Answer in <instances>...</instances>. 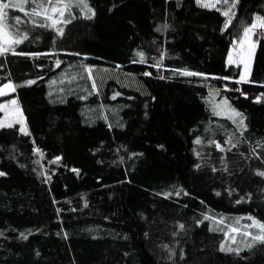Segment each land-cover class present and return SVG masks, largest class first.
Wrapping results in <instances>:
<instances>
[{
  "label": "trees",
  "instance_id": "16d2710c",
  "mask_svg": "<svg viewBox=\"0 0 264 264\" xmlns=\"http://www.w3.org/2000/svg\"><path fill=\"white\" fill-rule=\"evenodd\" d=\"M88 2L95 17L84 19L73 9L77 18L63 37L50 28L22 26L29 38L16 52L40 55L0 56V85H16L0 100L18 99L31 132L24 136L19 125L0 129V171L7 173L0 177V264H264L260 245L239 257L219 250L228 224L237 218L246 223L248 215L264 219V178L255 174L261 159L251 155L264 138V102L254 100L264 86L217 79L238 77L240 69L226 64L230 41L240 19L264 14V0H240L224 33L220 12L195 0H179V6L177 0ZM163 25L169 27L158 31ZM161 52L157 69L152 65ZM85 66L135 75L140 87L110 76L93 91ZM67 67L80 72L60 83ZM183 67L209 75L171 71ZM252 75L264 80V43ZM214 90L220 95L210 97ZM225 97L247 117L251 146L221 154L206 141H223L225 130L234 128L212 113L209 100ZM197 135L205 140L203 148L193 143ZM194 148L218 169L217 158L226 155L231 175L213 172ZM196 163L202 167L194 168ZM181 189L179 196L159 194ZM163 244L174 250L172 260Z\"/></svg>",
  "mask_w": 264,
  "mask_h": 264
},
{
  "label": "snow or ice",
  "instance_id": "6c2138e0",
  "mask_svg": "<svg viewBox=\"0 0 264 264\" xmlns=\"http://www.w3.org/2000/svg\"><path fill=\"white\" fill-rule=\"evenodd\" d=\"M195 2L202 8L215 9L216 11L220 12V14L224 17L223 24L220 29L222 33L233 26V21L237 17V6L240 4V0H195ZM218 5H220V7H218ZM177 6H179V0H177ZM11 9H16L18 12L23 13L26 19L22 21L21 17L17 15L13 18L14 24H9L8 12ZM73 9H79V14L84 19L90 20L96 15L95 9L90 6L88 0H8V2L0 0V56H3L9 52H11L13 55H30L33 57L40 55V53L36 52H16L15 46L21 44L29 38V30L22 28V25L27 24L31 25L32 27L50 28L56 32L57 36L63 37L65 34V26L72 23V21L77 18L73 12ZM167 27L169 26L163 25L161 29H158V31L166 29ZM236 27L239 28L240 34L238 36H233L230 41V47L227 51L226 64L228 66H235L240 69L238 77L234 78L229 75H224L222 77H217V79L224 81L234 80V83L237 85L242 83H251L264 86V80H257L253 78L252 75L253 57L258 43V39H254L253 37H264V14H261L259 11L253 12L250 22L240 19ZM77 55H79V53H77ZM138 55L140 56L139 62L144 63V53L140 52ZM163 58L164 53L161 52L160 60H157V62L152 66L159 69L161 67ZM60 63V60L56 61L57 66H59ZM84 70L88 74V78L92 80V90L98 91L96 81L92 76V66H85ZM171 71L175 75L184 77H203L207 79L209 75L205 72L195 71L188 67L171 69ZM143 74L145 76L151 75L150 72H144ZM160 78L164 79L165 77ZM34 83L35 80L25 81V84L28 85ZM236 90L240 91V89ZM15 91L16 85L11 80L0 85V96H4L8 92ZM241 94L245 97L248 95L247 92H241ZM216 95H220L219 90L210 92V97ZM80 99H86V97L81 96ZM152 99L155 98L153 97ZM254 100L257 103L264 102V92H260L258 95H256ZM209 102L211 103L213 115L217 117H225L227 120L231 121V124L234 126V128L231 131L225 130L226 139L223 141L208 139L206 141L207 145L214 146V148L221 154H227L232 152L233 149H239V147L244 144L251 146L250 137L246 135V133L249 131V126L244 112L233 107L227 97L220 101L210 99ZM0 111L4 113L3 119H0V129H11L15 125H19V133L23 134L24 136H31V132L29 131L26 124L24 113L20 108L17 99H11L6 103L0 104ZM145 115L147 116V112ZM120 126L123 127V125ZM109 127H111V125H109ZM205 132H212V129L205 128ZM193 143L203 148L205 145V140L202 138V136L197 135ZM255 144L256 147H251V155L253 158L261 159V167L255 170V174L261 178H264V152L258 153L256 151V148H264V138L257 140ZM157 147L163 149L164 145L159 144ZM34 151L39 153L41 156L43 155L42 150L38 147L35 148ZM193 152L195 156L204 161L205 164H209L210 157L206 158V156L202 154L201 151H197L195 148L193 149ZM131 155L137 156L142 155V153H132ZM234 155H239L241 158L245 157L243 152H237L234 153ZM55 159L59 161L61 157L58 156ZM217 159L219 160L221 167L218 169L214 164H209L211 170L213 172L223 171L231 175V172L228 168L226 155H220ZM121 160H123V157H121ZM36 163H39V161H36ZM193 166L196 169H200L202 167L200 163H196ZM21 167H23V165H21ZM73 171L79 172L78 169H73ZM41 174L43 175V173ZM6 175L7 173L5 171H0V177ZM181 191L183 190H174V192H162L159 194L165 197H170L173 194L179 196L181 195ZM232 191H235V189H230L229 195H231ZM183 194L188 195L187 192H184ZM216 195H220V193L217 192ZM248 195L250 196L251 194ZM242 199L244 198L241 197V200ZM239 202L241 201L237 200V203ZM204 219L212 220L220 224L224 223L223 217H220L217 221V217L205 215ZM241 219L243 218H237L232 224L227 225V230L223 232L225 240L219 245V250L221 252L234 254L235 256L239 257L241 252L245 249L252 250L257 245L264 247V219H258L255 216L248 215L246 219L250 221V223L247 224H241ZM197 223H201V221L198 220ZM179 228L183 229L184 225L179 224ZM0 235H2V233H0ZM144 235L147 236L148 233H145ZM173 235H176V233L174 232ZM66 236L67 233H65V237ZM20 237L22 239L28 238L24 232L20 233ZM161 247L168 251L169 255L167 256V259L172 260L173 256L175 255L174 250L167 244H163ZM125 255H127V253ZM181 259H183L182 252Z\"/></svg>",
  "mask_w": 264,
  "mask_h": 264
},
{
  "label": "rangeland",
  "instance_id": "374dc122",
  "mask_svg": "<svg viewBox=\"0 0 264 264\" xmlns=\"http://www.w3.org/2000/svg\"><path fill=\"white\" fill-rule=\"evenodd\" d=\"M4 2H8V0H4ZM8 15H9V24H14V19L13 18L15 16H17V15H19L21 17L22 21L25 20L24 19L25 18L24 14L18 12L16 9L9 10ZM244 20L247 21V22H250L251 21V15L246 16L244 18ZM239 34H240V30L238 31L237 34H235V36H238ZM253 38L254 39H258L256 51H255V54H254V57H253V71H254L256 55H257L258 50H259V48L261 46V43H264V37H255L254 36ZM83 71H85V70H83ZM79 72H80L79 70H76V71H73L71 73V69H69L67 67L63 72L60 73V77H59L60 78V83H63L64 81L69 80L70 77L75 78L78 75ZM92 76L96 80V82H97L99 87H100V85H103V83H105V81H107L110 76L115 78L117 81H119L121 84H124V85L133 86V87H140V84H141L139 79L135 75L121 74L120 72H112L110 70H104V69L93 68V67H92ZM56 82H58V81H56ZM54 84H56V83H54ZM58 84H59V82L57 83V85ZM11 99H17V98L15 96H11L9 98H4V99L0 100V104L6 103V102H8ZM19 106H20V104H19ZM20 108H21V106H20ZM2 114H3V116H2L1 119H3V117H4V113L3 112H2ZM25 120H26V118H25ZM26 124H27V122H26ZM27 127H28V125H27ZM247 223H250V221H248L246 223H243V224H247ZM238 240H239V237H238ZM233 246H235V245H233Z\"/></svg>",
  "mask_w": 264,
  "mask_h": 264
}]
</instances>
